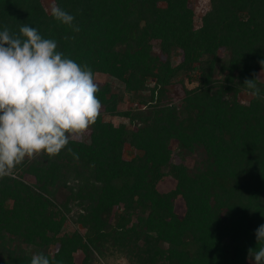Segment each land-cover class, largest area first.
I'll list each match as a JSON object with an SVG mask.
<instances>
[{"label": "trees", "instance_id": "16d2710c", "mask_svg": "<svg viewBox=\"0 0 264 264\" xmlns=\"http://www.w3.org/2000/svg\"><path fill=\"white\" fill-rule=\"evenodd\" d=\"M52 1L78 33L44 0H0V31L31 25L123 98L97 84L88 135L0 178V264H249L264 247V99L244 84L264 72V0H209L199 24L193 0Z\"/></svg>", "mask_w": 264, "mask_h": 264}, {"label": "clouds", "instance_id": "9594fccd", "mask_svg": "<svg viewBox=\"0 0 264 264\" xmlns=\"http://www.w3.org/2000/svg\"><path fill=\"white\" fill-rule=\"evenodd\" d=\"M51 15L73 32L80 31L75 16L63 8L53 6ZM57 48L55 40L43 38L27 23L18 33L7 26L0 31V178L11 176L26 158L58 156L71 137L83 135L100 115L92 70ZM259 79L246 80L244 85L264 99L257 87ZM255 235L258 245L264 243V225ZM248 259L249 264H264V247L249 249ZM31 264H50V260L38 253Z\"/></svg>", "mask_w": 264, "mask_h": 264}, {"label": "rangeland", "instance_id": "374dc122", "mask_svg": "<svg viewBox=\"0 0 264 264\" xmlns=\"http://www.w3.org/2000/svg\"><path fill=\"white\" fill-rule=\"evenodd\" d=\"M44 3L47 7L48 10H51V8L54 6L53 5V1L52 0H44ZM195 9V12H196V16H197V24H199V19L200 17H202L206 11L210 8V3H209V0H193V5H192ZM260 79L264 80V74H262V76L260 75ZM95 83L96 84H104L106 82H112L115 83L114 80H111L109 76H106V75H97V77L94 79ZM114 85V92L119 94V97L121 98L122 100V96L123 94L117 89V86ZM196 85L195 84H190L188 82H185V86L186 88H193L194 86ZM175 91H176V95H177V98L178 97H183L184 96V88L183 87H176L175 88ZM241 103H248L251 99L250 95L246 94V93H242L239 97ZM124 101H125V104H122L123 102L121 101V109L123 108H127V107H130L131 106V102L129 100V97L128 96H125L124 97ZM104 119L107 120V121H112L114 125H119L121 123H123L125 120H123L122 118L120 117H108L107 115L104 116ZM88 130L83 134V135H80V136H74L73 138H76V139H82L84 138L86 135H88ZM127 149H129L127 147ZM177 161V160H176ZM189 164V162H187ZM191 163V162H190ZM175 185V180L172 179V178H166L159 186V189L161 191H169L171 190ZM176 210L179 214H184L185 213V205H184V201L181 199V198H178L177 202H176ZM72 226L69 225V229L71 228ZM110 264H128V260L123 257L122 255H113L112 257H110L108 259V261ZM254 263V262H253Z\"/></svg>", "mask_w": 264, "mask_h": 264}]
</instances>
